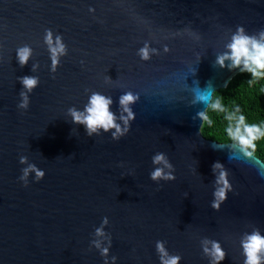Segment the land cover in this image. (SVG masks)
<instances>
[{
    "label": "water",
    "instance_id": "1",
    "mask_svg": "<svg viewBox=\"0 0 264 264\" xmlns=\"http://www.w3.org/2000/svg\"><path fill=\"white\" fill-rule=\"evenodd\" d=\"M264 61V0H0V264H264V161L201 133Z\"/></svg>",
    "mask_w": 264,
    "mask_h": 264
},
{
    "label": "trees",
    "instance_id": "2",
    "mask_svg": "<svg viewBox=\"0 0 264 264\" xmlns=\"http://www.w3.org/2000/svg\"><path fill=\"white\" fill-rule=\"evenodd\" d=\"M200 130L206 138L239 143L264 161V61L213 93Z\"/></svg>",
    "mask_w": 264,
    "mask_h": 264
}]
</instances>
